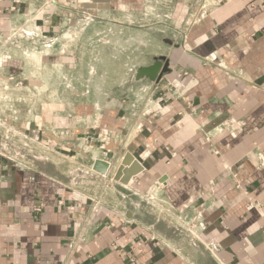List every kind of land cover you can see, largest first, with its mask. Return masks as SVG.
Segmentation results:
<instances>
[{
	"label": "crops",
	"instance_id": "0c3cea01",
	"mask_svg": "<svg viewBox=\"0 0 264 264\" xmlns=\"http://www.w3.org/2000/svg\"><path fill=\"white\" fill-rule=\"evenodd\" d=\"M53 1L0 0L1 118L41 142L62 128L45 157L38 143L21 159L0 155V264H264V0ZM96 21L114 29L102 39L113 47L97 68L102 87L91 84V58L77 69L76 49L31 52L52 36L74 46L60 33ZM23 28L27 39L16 36ZM160 56L170 71L159 83L141 79L152 99L128 115L127 68ZM42 62L50 76L90 75L101 113L44 118ZM88 132L80 152L92 162L78 181L58 166L71 154L53 147L65 141L59 133ZM126 151L143 169L123 184L114 173ZM96 158L111 160L110 175L89 173Z\"/></svg>",
	"mask_w": 264,
	"mask_h": 264
},
{
	"label": "rangeland",
	"instance_id": "374dc122",
	"mask_svg": "<svg viewBox=\"0 0 264 264\" xmlns=\"http://www.w3.org/2000/svg\"><path fill=\"white\" fill-rule=\"evenodd\" d=\"M99 21H96V23H94L91 27H88L84 30H82L80 28V26L78 27H67L66 29H64V31H62L60 34L64 36V38H69V37H74L75 39L80 40L77 44V42L75 43L76 45L71 46L69 43V46H64L65 44H67L66 41H60V44H55V46H53L55 51H60L67 49V51H70L74 54V51L76 49V51L79 53L78 57L81 59V62L78 66L77 69H79V71L82 73V71L86 68L83 67V58L86 59L87 63L89 61V58H91L92 60V65L95 68L96 74L92 75L91 77V84L93 86H101L102 87V77H98L97 75V68L98 66H100V69L102 70V52L104 50V52H109V50L113 49L112 45L111 46H102V39L106 40L107 38H111L114 37V29L113 28H109L106 31H103L102 33V23H97ZM96 25V26H95ZM24 30L29 31V33H31V30L28 28H23L20 30V34L18 33L16 36L18 38H23V39H27V34L23 32ZM9 37V35H7ZM11 36V35H10ZM91 39L90 45H87V41L88 39ZM43 42V41H42ZM84 42V43H83ZM112 42V41H111ZM109 47V48H108ZM111 47V48H110ZM31 48V52H35V50L41 52V50L43 51V53H47V50H50L51 48H46L43 46L42 44V48L40 49V44H36L30 47ZM126 49V52L130 51L131 46L130 44H127L126 48H124V50ZM45 60V57L43 58V61ZM101 60V61H100ZM32 62V60H30ZM43 63V62H42ZM126 65V64H125ZM133 66V65H132ZM132 66L129 65V67L127 68V77L125 78V80L123 81V85H124V90L127 93V90L131 87V85L134 83V81L132 80V72L130 71L131 68H133ZM32 68H34V64L32 66ZM84 68V69H83ZM137 68V67H136ZM135 68V69H136ZM50 70H51V66L50 63L47 62L43 63L42 66V104H43V116L48 117V118H53V120H55L58 124H63V119L65 117H67L68 115H72L75 114V116L79 115L80 117H84L85 115H88L91 113H93L94 115L98 112V114L101 113V111H97L95 110L96 107V103H99V98L102 97V93L97 92L96 90H90V92L86 93V85L88 84V80L90 78L88 76H85L83 73V77L82 76H78V75H74L72 76V73H70V76L68 77H64L61 76L60 74L58 75V77L56 76H50ZM88 70V69H87ZM60 71H68V67L65 64V66H62ZM60 73V72H59ZM82 75V74H81ZM12 81H14V79H12ZM17 83L14 84H18V81L16 80ZM68 86L73 89L74 92H77V90H79V92H81L79 95L77 96H73L71 94V90L68 89ZM16 89V88H13ZM19 90H16V94ZM22 91V90H21ZM56 91V92H55ZM55 92V93H54ZM130 95L133 98V94H131V92H129ZM125 96H123L124 98ZM6 102V100H4L3 98H0V104H4ZM58 103L59 106L58 108H55L53 110L49 109V106L52 103ZM99 116V115H98ZM101 119L102 115L99 116ZM1 118V115H0ZM44 129H46L47 127L43 126ZM2 127L0 126V135H2ZM56 132H58V130H56ZM53 132H50L49 127L48 130H45L43 132L42 136V140H44L42 143L45 146H50L47 142V137H49ZM56 135V134H53ZM60 135V133H59ZM46 136V137H45ZM70 142V143H75L74 146L72 148H68L66 143ZM35 145V144H33ZM38 145V144H37ZM38 146L39 148L37 150H39V154L42 155L43 157H45L47 154L44 153V150L46 149L45 146ZM85 144H83L81 141L75 140V139H71V140H65V141H60L59 143H57V145L55 147H53L54 149H57L59 152L61 153H66V154H71L70 158L68 160H63V161H59L58 162V166L61 167H65V166H70L69 170L73 173L74 176L77 177L78 181H83L86 180V178H82V174L84 173V171L86 170L85 166H90V163L92 162V160L89 158H84L81 156V152L80 150L83 151V149H85ZM32 147V146H31ZM78 151V152H77ZM72 155H74V157H72ZM44 159V158H43ZM73 159V160H71ZM72 167V168H71ZM81 176V177H80ZM79 178V179H78ZM82 179V180H81ZM90 183L91 179H90ZM90 184V185H91Z\"/></svg>",
	"mask_w": 264,
	"mask_h": 264
},
{
	"label": "built area",
	"instance_id": "2783aa9c",
	"mask_svg": "<svg viewBox=\"0 0 264 264\" xmlns=\"http://www.w3.org/2000/svg\"><path fill=\"white\" fill-rule=\"evenodd\" d=\"M49 2L52 3L54 1L53 0H48V3ZM86 20H87L86 21V26H87L94 19L92 17H87ZM82 26L83 25H80L81 29H82ZM74 27H78V26H74ZM74 38L75 37H69V39L71 41H73ZM58 42H59L58 36H52V37H50L48 39L45 38V40L42 42V44L46 48H52ZM8 57L9 56L4 57V58L3 57L0 58V67L5 66V64H7ZM135 68L133 67V68L130 69V71L132 72V80L134 81V83L127 90V93H126V95H125V97L123 99L125 112H128V115H132L133 117L138 115V113L140 112V108H141V106L144 103L150 102V100L152 99V91H153L151 86H149L147 84H140L141 79L138 80L136 78L137 68L136 69ZM89 73L91 75H94L96 73L95 68L93 66L90 67V72ZM89 82H90V80L88 81V83ZM68 89L73 91V89H71L69 86H68ZM85 91H86V93L90 92L88 84L86 85V90ZM129 92H131V94H133V98H132V96L130 95ZM6 98L7 97H5V98L3 97V99H5V100H6ZM96 107L99 108L100 104L96 103ZM0 126L2 127V129L4 131L3 134H2L4 141L3 140L0 141V155L3 156V157H6V158L12 157V158H15V159H17V158L21 159V158H24V152H22V151H24L25 149L26 150H32L33 149V144H37V143L40 144L41 146L43 145V143L40 140H38V139L31 138L30 136H27V135L24 136V134H22V133L15 132L13 130L8 129L7 126H6L5 120L3 118H0ZM64 128H67V130H68L67 126H65ZM59 129H62V128H59ZM59 129L55 128V131L59 130ZM9 130H10V135H9ZM6 131H8V132H6ZM55 131H53V132H55ZM99 135H100V133L96 137L101 139V137ZM60 136L61 137L63 136L64 140H68V141L71 140L70 137H67V134L64 135V133H60ZM91 137H95V135L92 134ZM24 139H27V141H28L27 144L25 142H23ZM91 139H93V138H91ZM91 139H90V133L89 132L86 133L85 135L81 136V137L75 138V140L81 141L83 144H86ZM207 140H210L209 137H207ZM74 144L75 143L72 144L70 142L66 143L68 148H72L74 146ZM43 146H45V145H43ZM110 164H111V166H110L109 170L107 171V173L103 174L104 177L111 174V170H112L111 168L113 166L111 161H110ZM90 171L91 172H89V173L102 175L98 171L94 170L93 167H91ZM60 203H62V201H60ZM192 235L194 237L197 236L194 232H192ZM133 260L134 259L131 257V262Z\"/></svg>",
	"mask_w": 264,
	"mask_h": 264
},
{
	"label": "water",
	"instance_id": "95a60500",
	"mask_svg": "<svg viewBox=\"0 0 264 264\" xmlns=\"http://www.w3.org/2000/svg\"><path fill=\"white\" fill-rule=\"evenodd\" d=\"M170 71V62L165 56H160L155 59V61L146 66H141L137 69L136 78L140 79H149L151 81L159 83L163 76ZM111 160H104L101 158H96L93 160L92 167L94 170L106 174L109 170ZM132 165L130 169L126 167ZM143 166L137 160L135 155L126 151L120 161V164L117 170L114 173V180L119 181L123 184H128L133 176L137 175ZM161 180H164L161 179Z\"/></svg>",
	"mask_w": 264,
	"mask_h": 264
},
{
	"label": "bare ground",
	"instance_id": "6f19581e",
	"mask_svg": "<svg viewBox=\"0 0 264 264\" xmlns=\"http://www.w3.org/2000/svg\"><path fill=\"white\" fill-rule=\"evenodd\" d=\"M23 32H25V33H29V31H26V30H24Z\"/></svg>",
	"mask_w": 264,
	"mask_h": 264
}]
</instances>
